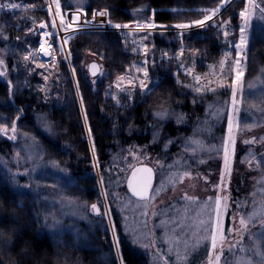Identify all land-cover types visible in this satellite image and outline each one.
I'll return each mask as SVG.
<instances>
[{"label": "trees", "instance_id": "16d2710c", "mask_svg": "<svg viewBox=\"0 0 264 264\" xmlns=\"http://www.w3.org/2000/svg\"><path fill=\"white\" fill-rule=\"evenodd\" d=\"M12 1L22 8L14 13L0 11V53L4 54L7 41L15 45L14 54L5 58L7 73L0 72V264H119L112 256L106 261L98 255L99 244L108 248L112 237L105 213L92 210L102 195L85 138L78 91L125 264H207L214 251L212 236L219 240L225 203L227 239L220 249L221 264H260L257 254L264 219L256 215L249 221L248 217L259 213L264 201L259 189L264 187V170L257 163L264 156V95L254 100L247 92L253 89L254 78L261 75L264 82V21L257 18L253 23L241 107L243 116L256 118V126L238 132V151L226 188L227 114L213 106L229 98L233 76L224 73L222 83L202 85L174 60L152 68L155 82L146 89L123 90L128 97H114L108 85L125 74L132 78L139 74L134 64L141 54L126 34L84 31L71 36L74 81L65 59L61 58L56 73L37 55L40 37L29 30L31 23L49 19L46 0ZM218 1L63 0L62 5L64 11L79 8L89 14L97 8L107 9L111 19L128 24L154 20L171 26L202 19ZM258 3L264 7V0ZM239 12L231 15L232 24L238 22ZM223 34L209 24L191 29L182 38L171 31L155 33L149 42L158 49L184 44L187 52L182 65L210 78V71L230 51ZM171 37L173 42L166 44L164 40ZM89 52L103 59L104 76L92 79L86 75L82 60ZM230 67L226 64L224 69ZM38 144L46 152L35 159L29 150ZM251 149L257 155L244 160ZM77 151L83 154V166L69 161L68 156ZM45 161L54 172L76 174L77 186L63 189L65 193L58 196V186L37 184V167ZM126 162L133 165L131 170L139 164L155 167L156 185L149 200L129 194L126 180L131 170L124 172ZM73 217L83 222L70 226ZM241 218L246 227L240 224ZM88 234L96 245L86 242Z\"/></svg>", "mask_w": 264, "mask_h": 264}, {"label": "rangeland", "instance_id": "374dc122", "mask_svg": "<svg viewBox=\"0 0 264 264\" xmlns=\"http://www.w3.org/2000/svg\"><path fill=\"white\" fill-rule=\"evenodd\" d=\"M58 1L60 6H62V1L63 0H55ZM217 1V0H215ZM209 0V2H215ZM221 1V2H220ZM220 4L217 6H212L210 7L204 17L202 19H195V20H190L187 22H180V23H175L171 26H166L165 24L162 23H156L154 20L150 21H142L139 20L136 22V24H129L130 28L127 31H120L123 34H126L129 41H131L135 46H136V53L141 54V56L138 59V65L137 63L134 64L135 69L139 71V74L132 78L134 75H129L125 74L124 76H121L117 79H115L112 82V85H108V89L110 93L114 94V97H128L125 93H121V91H133L138 88L146 89L151 82H155V79L151 78L152 75V68H155V66L162 64L164 62L168 63H173L174 60L178 61L179 65L182 68V71L186 74L189 75L192 79H197L198 82H200L202 85H209L211 82H216L220 81L221 79L223 80L225 78L224 73H226V76L232 77L233 76V83L231 85V90L229 91V98L221 100L218 104H215V109L220 111V112H226L227 117V131L229 133V138L227 140V144L229 147L226 150L225 154V159L227 157V164L224 159V170H225V187L228 188V179H230L231 172L233 171V165L235 161V157L237 155L238 151V139H239V130H247V129H252V127L256 126V118L254 117H249V116H243L241 114V107L243 103V90H244V82H245V77H246V68H247V59H248V52L250 49V44H251V38H252V27L254 20L257 18L264 21V14L261 13L260 9L264 8L262 4L258 3V0H253V2L250 4L249 0H220ZM8 3H13L20 5L19 8L16 9H0V11H7L14 13L13 11L15 10H20L22 8V5L18 2H13L12 0L7 1L3 4H8ZM48 0L45 1V6L44 9L48 13L49 19L47 21H43L42 23L35 24V22L31 23L30 25L32 26L31 30L34 33V37L37 36V33L39 34L40 41L39 45L37 47V55L40 60H43L46 63V66L52 70L56 71V73H59L56 67L59 65V62L61 61V58L65 59L69 65V68L72 72L73 80H76L73 65H72V59H71V54H70V49H69V43L71 36L84 32V31H78V32H73L65 36L64 38H60L58 36L57 28H56V23L55 20L53 22V16L50 14L48 8ZM260 8H259V7ZM243 7V8H241ZM199 11H204V10H199ZM236 11H240V16L239 20L236 24H232L230 22V17L232 14H234ZM244 12L245 16H241V13ZM64 12L61 11V9H58V18L63 19V14ZM193 17V16H192ZM205 17H211L210 19H205ZM60 19V20H61ZM198 20H204L203 26L196 24L195 22ZM184 24L188 25V27L185 28H180L177 27V25ZM209 24L217 26L218 31H223V35L228 42L229 46V52L222 58V63L220 64L219 67L216 66V68H213L210 71V78H207L201 73L197 72V70L193 67H185L182 65V58L185 56L187 49L184 44H180V46L177 49H171V48H156L155 44L153 43L152 45L150 44L149 40H154V35L155 33H167L169 31L177 33L180 38L184 36V33H187L191 29H197L200 27H207ZM262 24V23H261ZM41 25H44V27H41ZM243 29V31H242ZM242 36L244 37V45L241 47H238V45L241 44V38ZM43 38H46V40L49 42L50 47L52 48V51H55V58L51 61H47V56H45L41 52V43ZM164 42L171 43L173 42V38L171 39L167 38L164 40ZM4 54L2 55L0 53V72L3 69V72L7 73V70L5 69L4 66L7 67V64L5 62V58L7 56H12L15 52V45H13L10 41H7L4 44L3 48ZM134 53V54H136ZM33 59V56H31ZM97 61L100 63L102 67V71L100 74V77L104 76L106 73L104 61L102 58L98 56L97 53L89 52L86 53L82 63L84 67V71L86 75L90 78V74L88 72V66L91 62ZM34 64V63H33ZM226 64H230V70L228 71L227 69H224ZM37 67H45V65H42L41 63H35ZM231 72V76L229 75ZM238 73L240 74L238 76ZM136 75V74H135ZM21 79V75L19 73L18 80ZM255 79V80H254ZM253 79V86L251 92H247V95H251V97H254V100H258L259 96L264 95V82L262 79V76H258ZM222 80L220 83H222ZM110 84V83H109ZM75 87L78 89V85L75 82ZM107 85V84H105ZM78 91V90H77ZM1 92V91H0ZM79 103H80V108L81 112L83 115V120H84V125L86 128V139L89 142L90 145V150H91V155L93 159V165L95 167V171L97 173L98 181H99V187H100V192H101V197L102 199L99 202L94 203L93 205H96L100 213H107L105 214L109 220V231L112 237V244L108 246V248L103 247V245L99 244V249L98 250V255H100V258L105 259L106 261L108 259L114 257L117 259L119 264H125L123 260V255H122V250H121V245H120V240L117 235V228L114 224L113 221V210L109 204L108 201V194L103 186V180L101 177L100 173V162L98 159L97 151L94 146L93 138L91 135V129L87 120V116L85 113V109L83 106L82 99L80 97V93L78 91L77 93ZM252 99V98H251ZM156 122L160 121L158 118L154 119ZM231 122V129L229 127V123ZM264 138V136H263ZM46 149L44 147H41L39 144L36 145L34 148H31L29 150V154L33 156V158L37 159L40 156L43 157L45 155ZM248 154L244 157V160H250L252 157L256 156L257 154L251 150L247 152ZM70 157L69 161L72 164L80 165L83 166V154L81 152H74V155ZM73 157V158H71ZM147 159V158H145ZM258 166L260 169L264 170V156L257 161ZM153 166V165H152ZM127 167V168H126ZM133 165H130V162H126L125 170L124 172H128L131 170ZM38 172L36 173V182L39 185H43L49 188L55 189L56 186L58 196H62L65 193V190L63 189H72L77 186L79 177L76 174H69V175H64L59 172H54L51 170V165L49 161L42 162L41 165L38 167ZM155 168V167H154ZM112 170V169H111ZM0 171H3L0 167ZM121 171V170H119ZM123 172V171H121ZM130 174V173H129ZM84 181H87V178L83 179ZM191 186L195 187V181H192ZM84 190H87V186L84 187ZM159 188H163L160 187ZM225 189V188H224ZM260 193L264 195V187L259 188ZM89 191V190H88ZM226 189L224 190V194L226 193ZM154 193V192H153ZM153 195V194H152ZM187 195V193H186ZM152 197V196H151ZM263 201V200H262ZM264 205V201L262 202ZM219 204H216V208L218 209ZM93 210V209H92ZM228 206L225 203L224 204V210L221 213V218L222 222L220 223V230H219V240L217 242V246L214 249L212 256L210 260L208 261L207 264H221L223 260V255L220 249L223 246V243L226 242V235H225V228H224V221L225 217L227 214ZM217 212V210H216ZM99 215V214H98ZM258 218L260 219V216L257 215ZM83 220H80L79 218L73 217L71 219L70 226H73L76 224L82 223ZM73 224V225H72ZM68 226V225H67ZM56 228L60 229L59 225L55 226ZM262 228H264V221L262 224ZM261 228V229H262ZM99 230H101L99 228ZM104 232V231H103ZM102 232V233H103ZM86 237V242L89 243H96L94 241L93 235H85ZM221 237H224V239H221ZM261 239L260 245L262 246L260 250L258 251L257 254V259L260 264H264V234L259 237ZM226 244V243H225ZM226 246V245H225ZM143 250H146V247L142 248ZM219 256V260H217V257Z\"/></svg>", "mask_w": 264, "mask_h": 264}, {"label": "built area", "instance_id": "2783aa9c", "mask_svg": "<svg viewBox=\"0 0 264 264\" xmlns=\"http://www.w3.org/2000/svg\"><path fill=\"white\" fill-rule=\"evenodd\" d=\"M57 5H59V8H57ZM47 8L53 16V22L55 20L57 31H59L58 36L60 38H64L68 34L78 31H127L131 29L128 23L115 21L111 19L110 15L106 17H93V13L104 11L106 9H94L91 14L87 13L85 10L77 8H71L64 11L59 2L55 0H48ZM58 9H61V11L64 12L63 19L60 18L61 20L57 16ZM109 20L111 21V24H120L122 27L119 29L112 27L111 24L108 23ZM125 24L128 25V27H123Z\"/></svg>", "mask_w": 264, "mask_h": 264}, {"label": "water", "instance_id": "95a60500", "mask_svg": "<svg viewBox=\"0 0 264 264\" xmlns=\"http://www.w3.org/2000/svg\"><path fill=\"white\" fill-rule=\"evenodd\" d=\"M93 65H95V67H93ZM101 71H102V67L100 63L97 61L91 62L88 66V72L92 79H97L100 76ZM145 170H150V171H145ZM156 179H157L156 169L153 166L149 164H139L135 166L128 175L126 180V187L129 194L133 198L141 201H147L151 198L154 192ZM146 183L149 185V187L147 192H145L144 194L145 197L144 199H141L139 196L133 195V191H132L133 189L140 191L144 188V185ZM97 209L99 210L98 207ZM95 212L96 214H98L97 211ZM99 214H100V210H99Z\"/></svg>", "mask_w": 264, "mask_h": 264}, {"label": "snow or ice", "instance_id": "6c2138e0", "mask_svg": "<svg viewBox=\"0 0 264 264\" xmlns=\"http://www.w3.org/2000/svg\"><path fill=\"white\" fill-rule=\"evenodd\" d=\"M252 2H253V0H249V3L250 4ZM19 7H20V5L13 4V3H8V4L0 3V9H5V8H8V9H16V8H19ZM57 8H59V5H57ZM260 11H261L262 14H264V8H261ZM95 16L106 17V16H109V12L107 10L98 11L96 13H93V17H95ZM241 16H245V13L242 12L241 13ZM210 18L211 17H205V19H210ZM204 22H205L204 20H198L195 23L198 24V25L203 26ZM108 23L111 24V21L109 20ZM111 26L112 27H115L117 29H119V28L122 27V25H120V24H111ZM41 27H44V25H41ZM123 27L126 28V27H128V25L125 24V25H123ZM177 27L185 28V27H188V25L180 24V25H177ZM242 31H243V29H242ZM243 45H244V37L242 36V38H241V44L238 45V47H241ZM93 67H95V65H93ZM239 75L240 74L238 73V76ZM229 127L231 129V122L229 123ZM13 131H15V128L14 127H13ZM254 142L255 141H253V140H246L245 141V143H254ZM261 142H264V140H262ZM225 162L227 164V157L225 159ZM145 171H150V170H145ZM261 183H264V181H261ZM130 187H131V185H130ZM148 187H149V185L146 183L144 185V188L142 190H140V191H138L136 189H133L132 190L133 191V195L139 196L141 199H144L145 198L144 197V194H145V192H147ZM216 203L219 204V199H217ZM92 209L94 211H97V213L99 214V210L97 209V206L96 205H92ZM105 214H107V213H105ZM217 215H219V214H217ZM256 215H259L261 219H264V205L261 206V209H260L259 213H253L252 216H249L248 217V220L249 221H252L256 217ZM240 224L241 225H244L246 227V222H245V219L244 218H241ZM221 239H224V237H221ZM216 246H217V237L215 235H213L212 236V247H213V249H215ZM217 260H219V256L217 257Z\"/></svg>", "mask_w": 264, "mask_h": 264}, {"label": "bare ground", "instance_id": "6f19581e", "mask_svg": "<svg viewBox=\"0 0 264 264\" xmlns=\"http://www.w3.org/2000/svg\"><path fill=\"white\" fill-rule=\"evenodd\" d=\"M41 52L45 56H49L52 52V48L49 45V42L46 40V38H43L42 43H41Z\"/></svg>", "mask_w": 264, "mask_h": 264}, {"label": "crops", "instance_id": "0c3cea01", "mask_svg": "<svg viewBox=\"0 0 264 264\" xmlns=\"http://www.w3.org/2000/svg\"><path fill=\"white\" fill-rule=\"evenodd\" d=\"M55 51H52L51 52V54L49 55V56H47L46 58H47V61H51V60H53L54 58H55Z\"/></svg>", "mask_w": 264, "mask_h": 264}]
</instances>
